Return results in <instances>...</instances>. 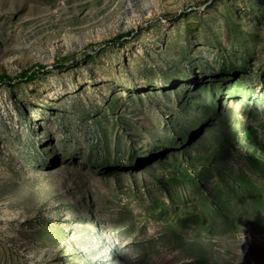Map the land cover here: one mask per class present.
<instances>
[{
    "label": "rangeland",
    "instance_id": "1",
    "mask_svg": "<svg viewBox=\"0 0 264 264\" xmlns=\"http://www.w3.org/2000/svg\"><path fill=\"white\" fill-rule=\"evenodd\" d=\"M0 264H264V0H0Z\"/></svg>",
    "mask_w": 264,
    "mask_h": 264
},
{
    "label": "trees",
    "instance_id": "2",
    "mask_svg": "<svg viewBox=\"0 0 264 264\" xmlns=\"http://www.w3.org/2000/svg\"><path fill=\"white\" fill-rule=\"evenodd\" d=\"M36 73L34 71H29L26 72L25 74L20 75L18 78H10L8 76H0V85L4 82H11L14 80H27V81H31L34 79Z\"/></svg>",
    "mask_w": 264,
    "mask_h": 264
}]
</instances>
